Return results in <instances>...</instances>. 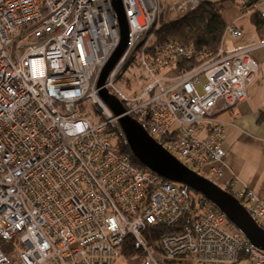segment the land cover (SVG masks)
Masks as SVG:
<instances>
[{"label": "built area", "instance_id": "1", "mask_svg": "<svg viewBox=\"0 0 264 264\" xmlns=\"http://www.w3.org/2000/svg\"><path fill=\"white\" fill-rule=\"evenodd\" d=\"M121 1L128 44L102 88L184 166L219 177L225 151L215 114L245 99L257 62L226 37L214 53L174 41L153 46L159 20L168 23L160 1ZM235 1L249 12L247 0ZM178 3L172 13L190 9L186 1L171 9ZM225 34L241 36L231 25ZM118 44L109 0H0V264H113L127 237L140 255L122 257L140 258L136 264L185 255L201 264H264V252L204 196L118 153V118L97 87ZM129 66L140 70L141 83L124 95L115 84ZM172 67L175 77H155ZM232 195L257 224L264 219L252 191ZM185 217V230L163 235L156 248L147 245V227H173ZM246 246L248 259L240 261Z\"/></svg>", "mask_w": 264, "mask_h": 264}, {"label": "crops", "instance_id": "2", "mask_svg": "<svg viewBox=\"0 0 264 264\" xmlns=\"http://www.w3.org/2000/svg\"><path fill=\"white\" fill-rule=\"evenodd\" d=\"M256 7L264 15V1ZM222 17L227 25L241 32L240 38L227 34L224 37L235 47L249 49L248 54L258 64V72L247 86L242 102L231 109L218 110L225 158L216 183L231 193L248 188L264 202V29L259 33L233 1L224 4Z\"/></svg>", "mask_w": 264, "mask_h": 264}, {"label": "water", "instance_id": "3", "mask_svg": "<svg viewBox=\"0 0 264 264\" xmlns=\"http://www.w3.org/2000/svg\"><path fill=\"white\" fill-rule=\"evenodd\" d=\"M109 2L118 21L119 44L99 75L98 88L104 86L109 73L128 44L129 29L122 1L109 0ZM99 95L112 114L118 118V124L129 152L143 167L163 179L184 186L186 190H193L204 196L242 233L251 248L264 252V228L257 224L231 193L200 173L187 168L163 149L149 136L139 122L125 115L121 102L109 94L106 89L102 88Z\"/></svg>", "mask_w": 264, "mask_h": 264}, {"label": "trees", "instance_id": "4", "mask_svg": "<svg viewBox=\"0 0 264 264\" xmlns=\"http://www.w3.org/2000/svg\"><path fill=\"white\" fill-rule=\"evenodd\" d=\"M229 1L233 0H219L216 2L205 1L193 10L185 12L180 18L162 25L155 33L153 46H158L167 41H174L183 45H194L197 54L201 52L214 53L217 48H219L220 42L225 35L227 24L223 20L222 11L224 3ZM262 1L264 0H247L246 6L249 8V12L244 14L248 15L249 21L259 33H262L264 29V15L257 11L256 6ZM194 60L195 59H192L187 63H182L179 69L184 66L190 67L194 65ZM116 149L119 154L127 155L135 167H143L131 155L123 138L116 142ZM181 187L184 188L183 186ZM228 187H230V185ZM223 189L231 193L230 189ZM188 192L196 193L193 190H188ZM188 225L189 219L185 217L173 227H165L163 225L149 226L143 231V237L148 246L155 247L160 237L173 232H181L185 230ZM3 250L5 253H8L7 246L3 247ZM249 253V247H244L238 259L240 261H246ZM120 254L122 256L140 255V251L133 239L127 237L120 246ZM187 256L188 255H185V257ZM174 262L175 260L167 261L165 264H172Z\"/></svg>", "mask_w": 264, "mask_h": 264}, {"label": "rangeland", "instance_id": "5", "mask_svg": "<svg viewBox=\"0 0 264 264\" xmlns=\"http://www.w3.org/2000/svg\"><path fill=\"white\" fill-rule=\"evenodd\" d=\"M159 1L161 3L160 8H161V10L164 13L165 18L166 17L168 18V22H170L172 20H175V19H178L184 14V13L177 14L175 11L172 13L171 10H170V7L172 5L178 3L179 1L180 2L177 5L173 6L171 9L177 10V8L180 6L181 2L186 1L187 5L190 6V9L187 11V12H189V11L193 10L194 8L198 7L199 5H201L202 3H204V2H201L198 5H191L192 0H159ZM206 1H208V2H216V1H219V0H206ZM229 2H231V1H229ZM233 2L236 4L235 0H233ZM169 11H170V14L168 13ZM163 19L164 18H161L159 20L158 29L161 28L162 24H166V22ZM240 37H236V38H240ZM192 47L194 48L195 46L193 45ZM169 68L166 69V70L159 71L158 73L155 74V77L159 78V79L175 77L177 74H176V71H175L174 67H172L173 71H170ZM175 68H177V66ZM139 78H140V70H138L135 66H129L128 69L126 70V72L123 74V76L119 80H117L115 85H116L117 89L121 93H123L124 95H132L133 92L138 90V88L140 86L141 81L139 80ZM202 83H203V78L201 79V84ZM127 84L131 85L130 87H128V90L125 89ZM201 84L197 87V90H198V92L200 94H201ZM87 103H88V107L90 108V103L89 102H87ZM215 118L218 119V111L215 114ZM218 122L222 126V123L219 120H218ZM205 136H206V131L205 130H200L197 133V137H199V138H204ZM123 139H124V137H123ZM157 144H159V143H157ZM198 171H199V173L201 175H203L207 179H210L211 181L214 180L215 182L214 181L213 182L216 183V178L212 177L211 175H209L207 168H202V169H199ZM256 198L259 201H261L257 196H256ZM261 202L264 204L263 201H261ZM258 224H259L260 227L264 228V219H261V222L258 223ZM232 231H234V230L232 229ZM152 255H153L154 259L158 260L159 262H163L164 258L162 257V255L160 253L152 252ZM11 261L13 263H15L12 259H11ZM139 262H140V258H125V257L121 256L119 259L114 260L113 264H136V263H139ZM163 264H165V262ZM172 264H201V263H198V261H196V259L194 257L187 256V257H179V258L175 259V262L172 263Z\"/></svg>", "mask_w": 264, "mask_h": 264}]
</instances>
